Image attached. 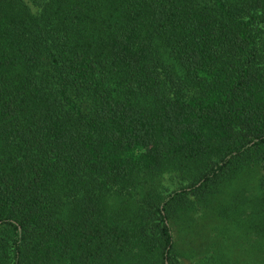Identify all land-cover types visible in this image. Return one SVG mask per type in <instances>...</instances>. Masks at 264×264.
Returning <instances> with one entry per match:
<instances>
[{
  "label": "trees",
  "instance_id": "16d2710c",
  "mask_svg": "<svg viewBox=\"0 0 264 264\" xmlns=\"http://www.w3.org/2000/svg\"><path fill=\"white\" fill-rule=\"evenodd\" d=\"M207 217L264 264V0H0V264H184Z\"/></svg>",
  "mask_w": 264,
  "mask_h": 264
},
{
  "label": "rangeland",
  "instance_id": "374dc122",
  "mask_svg": "<svg viewBox=\"0 0 264 264\" xmlns=\"http://www.w3.org/2000/svg\"><path fill=\"white\" fill-rule=\"evenodd\" d=\"M261 175V170L258 172L248 170L231 186L233 188L229 187L228 190L241 189L243 190L241 195L244 196L256 194L260 190L257 185ZM179 184L171 174H165L162 178V190L165 193L177 188ZM247 184L250 186L244 187ZM227 192L225 190L218 197H224V200H227ZM237 198L238 196L231 202H237ZM220 222V219L212 217L206 220L204 225L201 224L200 228L195 229L192 234L188 230L178 233L181 235L179 241L182 239L180 249L184 252V264H257L258 254L249 243L251 238L243 237L240 227L230 229L225 223ZM228 235L230 237H227Z\"/></svg>",
  "mask_w": 264,
  "mask_h": 264
}]
</instances>
